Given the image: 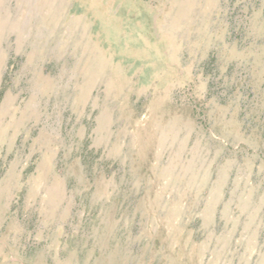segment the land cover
<instances>
[{
    "label": "rangeland",
    "instance_id": "374dc122",
    "mask_svg": "<svg viewBox=\"0 0 264 264\" xmlns=\"http://www.w3.org/2000/svg\"><path fill=\"white\" fill-rule=\"evenodd\" d=\"M0 264H264V0H0Z\"/></svg>",
    "mask_w": 264,
    "mask_h": 264
}]
</instances>
